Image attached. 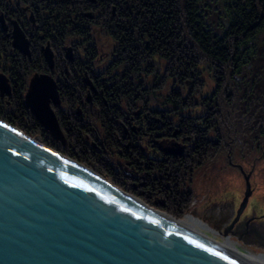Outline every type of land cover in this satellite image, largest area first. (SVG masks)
I'll use <instances>...</instances> for the list:
<instances>
[{"label":"trees","instance_id":"16d2710c","mask_svg":"<svg viewBox=\"0 0 264 264\" xmlns=\"http://www.w3.org/2000/svg\"><path fill=\"white\" fill-rule=\"evenodd\" d=\"M2 1L4 0H0V8L4 9L3 13H7V16H3L6 22L13 15L18 16L19 19V15L13 11L19 9V5H15L12 1L9 4L6 1L1 3ZM20 1L28 3L30 8L37 6L33 12L41 10L40 8L47 11L46 14L42 11L36 13L37 20L34 25L25 23L22 19L32 45L39 52L37 58L32 57L28 62L30 67L33 66L34 72H38L37 75L50 73L56 81L60 98L59 103H51V108L58 119L61 134L63 132L74 134L75 138L68 139L66 134V140L54 138L30 113L24 103L23 92L18 93L15 89L8 98L0 93V120L17 127L24 134L46 146L54 148L53 144L60 145L57 147L58 150H55L83 163L85 167L91 168L122 190L128 193L135 192V195L148 200L149 205L166 208L172 215H178L183 204L189 199V181L186 186L178 184L168 189L163 196L153 197L150 195L155 187L165 184L161 178L165 176L158 175L157 171L155 177H148L150 173L148 171L143 172L147 178L134 184L117 164H103L102 161L91 164V162L96 160L94 157L100 158L101 155L109 157L108 150H112L113 153L111 146L124 137L123 131L127 125L129 126L127 116L131 115L130 110L137 108L140 99H146L149 94L156 92L158 86H154V83L160 84L165 79L169 80L166 92L170 91L168 99H165L169 109L167 114L175 115L176 118L179 115L185 117L180 122L187 124V131H194L187 113H184L179 106V101L172 90V87L182 86V83L176 82L177 75L183 81L189 79L190 75L195 79L203 77L206 72L209 83H216L218 89L216 92L220 90L221 92L214 95L213 100L208 99L206 105L209 116L214 114V119L219 113L218 100L223 95L222 101L227 105L232 103L233 98L235 99V95L232 96L229 91L231 87L227 89L220 81L225 76L224 67L229 61H234L235 67L239 64L243 67L241 86L245 95L238 98H242L240 106L246 105L244 110L249 112L246 117L254 115L255 110H252L254 106L263 107L264 0H95L90 4L86 0L84 3L79 0H16L17 3ZM6 5H9V8H5ZM67 7L71 13L68 17ZM125 11L129 12L130 16H125L123 14ZM214 14L218 18L220 14L223 19L220 18L218 21L222 22L226 21L227 14V25L214 26L212 24L215 23L212 19ZM4 30L5 27L0 26V48L5 52L7 44H4L6 42L2 34ZM230 30L234 31V34L226 36V31ZM99 33L107 35L111 45L101 46L96 55L95 41L92 40L94 34ZM82 37L85 42L79 41ZM44 43H49L52 47L55 55L53 66L55 70L48 69V63L41 49ZM68 48L74 53V59L71 61H66L62 57ZM154 52L157 54L150 59L160 64L162 68L148 75L150 81L145 84L149 78L142 75L143 60L145 55H152ZM106 56L111 57L107 64L101 65L98 69L95 64L92 69L90 64L92 61L93 63L96 60L105 61ZM81 57L86 59L85 64ZM2 59L1 54L0 61ZM9 59L11 60L7 57L8 61ZM24 62L26 60L17 66L13 64L10 66V61L7 68L3 66L0 68L7 70L18 86L23 84L28 86L31 74L27 76L28 73L18 70L20 65L28 67ZM118 67L125 69L119 74ZM218 70H220L219 74ZM174 71L176 73H173ZM108 75L111 77L108 78ZM122 99L126 102L121 106ZM130 99L132 100L129 101ZM139 112L140 110L137 113ZM18 114L21 115L19 120L16 119ZM165 123L164 127L169 124L168 119H164ZM212 123L213 120L208 119L203 128L196 131V135L201 133L202 137L196 145L193 143L190 156L170 158H176L177 164H182V167L186 163L191 165L192 159L197 160L198 163L202 153L200 150L198 154L194 147L199 149L200 146H215L210 138L214 135L215 138L219 136L218 131L213 130ZM148 132L151 136L156 134L153 123ZM133 133L136 132H131V135ZM136 137L138 138L139 134H136ZM85 154L91 156L88 155V159H84ZM111 157L115 158L114 155ZM116 157L118 160L121 159L117 155ZM159 173H162L161 170Z\"/></svg>","mask_w":264,"mask_h":264},{"label":"water","instance_id":"95a60500","mask_svg":"<svg viewBox=\"0 0 264 264\" xmlns=\"http://www.w3.org/2000/svg\"><path fill=\"white\" fill-rule=\"evenodd\" d=\"M13 44L28 55L23 34L15 39L13 33ZM43 56L52 67L48 47ZM44 85H49V94L44 93L40 105L34 90ZM0 93L10 94L1 75ZM24 103L54 138L62 139L50 106L59 103L50 75L30 78ZM38 109L45 111V118L37 115ZM122 192L125 195L91 169L0 120V264H253ZM249 194L246 182L237 214ZM238 229L236 236L243 243L264 249V242Z\"/></svg>","mask_w":264,"mask_h":264},{"label":"rangeland","instance_id":"374dc122","mask_svg":"<svg viewBox=\"0 0 264 264\" xmlns=\"http://www.w3.org/2000/svg\"><path fill=\"white\" fill-rule=\"evenodd\" d=\"M4 1H6L8 4L12 1L13 3H15V5H19V9H13V11L17 15H19L20 18L18 19V16L13 15L12 18H9L8 23L6 22L5 17H3L7 16V13H3L4 9L0 8V18L2 19V23L0 22V26H4L6 29L2 34L5 38L4 41H6L4 42V44H7L5 52L3 48H0V58L1 54L3 58L0 61V66L7 68L10 61V66L11 64H13V66H17L18 64H21L22 61L26 60L24 64H28V67H25V65H20L18 67V70H21L24 73H28L27 76L31 74L28 79L29 83L30 78L38 72H34V69L32 68L33 66H29L30 63L28 62V59H32V57L37 58V54L39 52L37 51L36 47L32 45L31 40L27 35L29 33L24 27L23 22L25 21V23L34 25L37 20L36 13L42 11V13L46 14L47 11H44V8H40L41 10L33 12V10L37 9V6H32V8H30L29 4L24 3V1H20L18 3L16 2V0ZM4 1H2L1 3H5ZM79 1L84 3L85 0ZM86 1L90 4L94 3L95 0ZM5 8H9V5H6ZM88 12L91 13L92 11L88 10ZM66 13L67 17L71 15V13L69 12V8ZM123 14L125 16H130L129 12L127 11H125ZM215 14L214 16H212V19L213 21H215V23L212 24L217 27L226 26L228 15L226 14V21L222 22L218 21V19L222 18V16L219 14L220 18H218L215 16ZM115 17L118 18V16ZM233 32L234 31L232 30H230L229 32L226 31V36L227 34L229 36L233 35ZM13 33L15 34V39L16 37L20 36V34L24 35L25 39L28 41V55L15 48V45L13 44ZM106 36L107 35H104V33H99L98 35L94 34V39L92 41H95L97 52L96 55L98 54L101 46L109 47L111 45L109 38ZM114 39L116 38L114 37ZM79 41L85 42V39L82 37ZM16 44L18 45V43ZM21 44L20 45L23 46V43ZM254 46L255 45H253V47ZM46 47H48V49L52 52V61L54 66L55 55L52 51V47L49 45V43H44L41 49L43 50V48ZM233 51L234 49H232V52ZM5 54L7 56H5ZM156 54L157 52H154V54H148L144 57L142 65V75L145 78H149L145 81V84L149 83L150 81V76L148 75L153 74L155 73V71H158L160 68H162L160 64H157L153 62L152 59H150V57ZM88 56L89 58H91L90 54H88ZM7 57L11 58V60L9 59L8 61ZM62 57L66 61H71L72 59H74V53H72V50L68 48L67 51L64 52ZM82 59L84 60L85 64L86 59ZM110 59L111 57L106 56L105 61L98 62V60H96L95 63H93L94 61H92L93 64H90L92 65V69L95 64L96 68L98 69L99 67H101V65L104 66V64H107ZM238 62L241 61L238 60ZM233 63L234 61H229L228 65L224 67L225 76L220 81H222V84L227 89L231 87V90L229 91H231L230 93L232 94V96L233 94L235 95V99L233 98L232 103H229L228 105L224 101H222L224 95L218 100L219 105L217 106V110L219 111V113L216 115L217 118L213 119L214 114H210L209 116V111L206 105L207 100H213V96L218 95L221 90L219 92H216L218 91L215 85L216 83H209L208 75L206 72L204 73L203 77L200 76L199 78L195 79L192 75H190L189 79L183 81H181V79H179V76L177 75L175 76V79L178 80L176 82L182 83V86L179 85L178 87H172V90L175 92L174 95L177 97V101H179V106L184 111V113H187L188 119H190L191 124L193 125V132H190L189 130L187 131V124L180 122L181 120H184L185 117L179 115L176 118L175 115L170 116L169 114H167V110L169 109H167L165 99H168V93L170 92H166L169 80L165 79L157 85L154 83V86H158L156 92L153 94H149L146 99H140L138 101L137 108L133 109V111L130 110L129 114L131 115H129L130 117L127 116V119L129 118L128 124L132 127L131 130L133 129L132 131H135L136 133H133V135L124 134V137L121 138L119 142L114 144V146H111L113 148V153L112 150H108V153H110L109 157H103L102 155L100 158L94 157L96 160L91 162V164H96L100 161H102L103 164H117L122 168L123 173L128 174L127 178L130 179V182L134 184L147 178L143 175V172L145 171H148V173L150 172L149 174L146 173L148 174V177H155L157 172L158 175H164L165 178L162 176L161 178L162 181L165 182V184L155 187V190L150 195L153 197L155 195L163 196L168 189L174 187L175 185L178 186V184H181L180 186H186L187 182L189 181V199L188 202H185L183 204L182 209L179 211L178 215H172L166 208L161 209L149 205L150 202L148 200L143 199L139 195H135V192L129 191V193H127L130 196L140 199L147 205L168 214L175 220H184L185 217H193V219L199 220L201 224L205 225L207 229L213 230L214 233L219 236V238L223 239L224 237L228 236L242 251L257 255L261 257L262 261H264V249L256 245L245 244L242 240L237 239L233 235L231 236L230 233L224 236L223 233L225 231H223L222 225L215 224L212 221H208L211 220V218L213 219V217H217L218 213L221 214L222 212H230L231 214H233V216L235 215V219L244 217L246 220H248L247 223H252L256 228H258L256 229L254 226H252L251 228H253V230L250 233H253L256 236H258L257 234L264 235V106H254V108L252 109L253 111L255 110L254 115L246 117L249 112L244 110L246 105L242 104L240 106L242 98H238L245 95V91H243V87L241 86V82L243 79L241 73L243 67L240 64L235 67L236 64L233 65ZM53 66L48 67L49 71L55 70ZM117 69H119L118 73L120 74L125 68L123 69V67H118ZM147 70L151 72H148ZM219 72L220 70H218V74ZM173 73H176V71H174ZM1 74L4 75L5 78H7V80H5L10 88V95L12 94V90L14 93V89L18 93L22 91V97L24 99L25 93L27 91V86H25L24 84L22 86H18L17 83L13 82V78L10 77L8 71L4 68H0V75ZM133 74L135 75V72H133ZM48 75H50V73H48ZM107 77L110 78L111 76L108 75ZM242 84L244 85V81ZM10 95L4 94V96L7 98L10 97ZM122 100L123 101H120L121 106L125 105L126 102V100ZM131 100L132 99H130L129 101ZM113 106L115 105L113 104ZM118 108L121 109L120 107H117V109ZM138 110H140L139 113H137ZM20 116L21 115L19 114L16 115V119H21ZM164 119H168L169 121V124L166 127H164V125H166V123L164 124ZM208 119L213 120V130H217L219 133V136H217L216 138V135H214L213 138H210L212 139L211 142L215 144V146H200L201 148L199 149L197 147H194V150L197 149L196 151L198 154H200V150L202 153L200 154L201 159L198 160V163L197 160L192 159L191 165L189 163H186L182 167V164H177L178 160L176 158L190 156L191 150L193 149V143H195L196 145L202 137L201 133H197V136L196 131L198 132V130L202 129ZM151 123H153V127L156 128V134L154 136H151V134H149L148 132ZM65 134L68 135V139L75 138L74 134L63 132V140L65 139ZM136 134H139L138 138L136 137ZM53 146L54 148H50L55 150L60 145L53 144ZM57 152L63 154L59 151ZM88 155L91 156L90 154H85L84 159H88ZM111 155H114L115 158L111 157ZM116 155L121 159L118 160ZM170 157L176 158L172 159ZM110 159L111 162H109ZM78 163L81 166H84L83 163ZM87 168L91 169L89 167ZM159 170H161L162 173H159ZM97 171L101 172V170L98 169ZM96 174L98 175V173ZM103 174L106 173L103 172ZM246 182H248L249 184L250 194L247 197L244 208L239 214H237L240 208V204L245 197ZM116 187L120 191H124L120 187ZM180 194L184 195L183 193ZM202 211H204V213L201 214ZM206 214L208 216V219L205 218L206 216H203ZM243 225L245 224H242L240 226V232H244L242 231V229L248 231L247 228ZM211 230L210 232H206L211 233ZM243 235L244 234H242V236Z\"/></svg>","mask_w":264,"mask_h":264},{"label":"bare ground","instance_id":"6f19581e","mask_svg":"<svg viewBox=\"0 0 264 264\" xmlns=\"http://www.w3.org/2000/svg\"><path fill=\"white\" fill-rule=\"evenodd\" d=\"M44 83V81L42 82ZM42 85V84H41ZM49 86V85H48ZM44 85V86H39L38 87H35V90H34V94H35V98L39 100V104L41 105L45 96H44V93L46 92L47 94H49L48 92V89L49 87ZM51 88V87H50ZM33 94V95H34ZM37 103V102H36ZM44 103V102H43ZM51 106V104H50ZM37 113V115H39L40 117H44L45 118V111L43 109H38L35 111ZM87 171V169H85ZM89 171V170H88ZM90 172V171H89ZM94 175V174H93ZM116 187V186H115ZM121 193L123 195L124 192L121 191ZM128 194V193H127ZM129 195V194H128ZM128 198L130 199V196H128ZM133 198V197H132ZM134 200V199H133ZM151 211H153L154 213H156L157 215H159L160 217L166 219V220H169V221H172L173 223H177L178 225L182 226L183 228L189 230V231H192L194 233H197L200 235V237H202L204 240L212 243V244H215L219 247H222L224 250H226L227 252L231 253V254H234L235 256H237L238 258H242L250 263H253V264H264V261H262L261 257L257 256V255H254V254H250L246 251H242L234 242L233 240H231L228 236V233L231 234V232L229 231V229H226L225 232L223 233L224 237L223 239L219 238V236L216 235V233H214L213 230H211V233H207L206 231H209V229H207V227L203 224L200 223L199 220H196V219H193V217H185L184 220H175L173 217L169 216L168 214L164 213V212H161L157 209H151ZM256 225V224H255ZM240 227L237 226V228ZM201 229V230H200ZM227 231V232H226ZM239 230L236 231V233L238 232ZM236 233L234 234H231V236H235ZM236 237V236H235ZM237 238V237H236ZM220 239V240H219ZM238 239V238H237ZM258 243L261 242L263 243L264 240H261V241H257Z\"/></svg>","mask_w":264,"mask_h":264},{"label":"flooded vegetation","instance_id":"af4514ba","mask_svg":"<svg viewBox=\"0 0 264 264\" xmlns=\"http://www.w3.org/2000/svg\"><path fill=\"white\" fill-rule=\"evenodd\" d=\"M1 76H3V78L5 79V76L1 74ZM56 82V81H55ZM7 83V82H6ZM8 85V84H7ZM4 95V94H3ZM10 95V94H9ZM60 96H59V90H58V100H59ZM24 100V99H23ZM53 104H56V103H53ZM58 120V119H57ZM124 124V123H123ZM131 126L129 127L127 125V127H125V130L123 131V133H125L126 135L128 134H131V132H133L131 130ZM128 132V133H127ZM109 181V180H107ZM203 210V209H202ZM204 213V211L201 212V214ZM203 216H206L205 218L208 219L207 217V214L206 215H203ZM208 221H212L214 222L215 224H219V225H222L223 226V231H225L226 229H229V231L231 232V234H234L236 233L237 231V226H241L242 224H245L243 226H245L247 228V230L249 231V238L250 239H255L256 241H261V240H264V235L261 234V235H258L256 236L255 234L253 233H250L252 232L253 228H251L252 226H254V224L252 223H247L248 220H246L244 217H239L238 219H235V215L233 216V214H231L230 212L229 213H226V212H222L221 214L218 213L217 214V217H213V219L211 218V220H208ZM255 227V226H254ZM256 228V227H255ZM258 229V228H256ZM236 236V235H235ZM237 237V236H236ZM243 237H246L245 235H243ZM254 245V244H252ZM257 246V245H256Z\"/></svg>","mask_w":264,"mask_h":264}]
</instances>
